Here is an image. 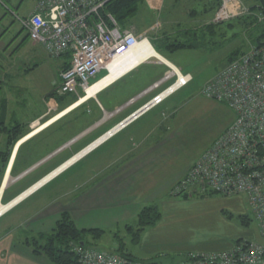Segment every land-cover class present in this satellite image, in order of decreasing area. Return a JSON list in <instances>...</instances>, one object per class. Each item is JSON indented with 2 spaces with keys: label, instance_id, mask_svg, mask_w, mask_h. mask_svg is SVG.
<instances>
[{
  "label": "crops",
  "instance_id": "crops-1",
  "mask_svg": "<svg viewBox=\"0 0 264 264\" xmlns=\"http://www.w3.org/2000/svg\"><path fill=\"white\" fill-rule=\"evenodd\" d=\"M36 7L31 0L30 14ZM217 9V0H145L127 29L137 39H147L159 56L180 70L172 59L179 51H168L164 43L185 41L189 34L203 32L213 23ZM19 12L20 0H0V206H9L0 214V264H51L33 255L26 237L52 233L64 213L80 230H105L94 248L145 264H183L192 255L227 251L240 241L256 242L250 231L254 217L245 212L242 196L185 198L171 192L160 203L141 200L140 192L154 188L155 175L166 157L163 149L170 116L163 113L154 121L146 119L156 108L87 151L170 85L166 82L152 89L171 71L167 64L150 56L78 105L87 95L83 91L57 94L70 56L52 58L27 36L32 42L29 47L42 48L48 58L27 57L32 65L24 72L13 58L6 59L3 41L7 37L9 42L18 41L15 15ZM44 66L49 74L46 70V91L40 93L43 106L30 113L25 110L27 103L19 100L23 95H37L38 86L29 79L35 80L36 71ZM103 72L94 84L110 74ZM73 171L79 177L76 185L46 192ZM151 205L159 209L161 219L138 233V216ZM228 213L240 217L242 225V219L246 220V228L234 225Z\"/></svg>",
  "mask_w": 264,
  "mask_h": 264
},
{
  "label": "built area",
  "instance_id": "built-area-1",
  "mask_svg": "<svg viewBox=\"0 0 264 264\" xmlns=\"http://www.w3.org/2000/svg\"><path fill=\"white\" fill-rule=\"evenodd\" d=\"M34 13L15 15L30 40L52 58L69 55L70 66L61 73L60 96L87 93L92 80L108 69L109 63L129 53L140 43L130 30H121L116 20L104 13L110 0H34ZM214 24L253 15L242 0H217ZM264 22V13L257 14ZM111 62V63H112ZM174 83L129 116L101 141L160 106L167 98L192 82L190 75L166 74L162 83ZM202 96L226 103L235 119L173 190L174 196L221 195L244 197L264 238V42L251 47L223 68L202 89ZM134 103L131 101L128 105ZM122 111L118 109L113 116ZM100 142V141H99ZM96 142V143H99ZM95 143V144H96ZM94 145V144H93ZM79 264H143L118 254L75 246ZM183 264H264V246L245 241L231 249L192 255Z\"/></svg>",
  "mask_w": 264,
  "mask_h": 264
},
{
  "label": "rangeland",
  "instance_id": "rangeland-1",
  "mask_svg": "<svg viewBox=\"0 0 264 264\" xmlns=\"http://www.w3.org/2000/svg\"><path fill=\"white\" fill-rule=\"evenodd\" d=\"M21 12L19 17L25 18L31 13L30 1L20 0ZM243 2L251 7L260 6V0H243ZM19 28V39L16 43L9 42L8 37L3 41L6 44V59L13 58V61L21 68L22 72L28 70L29 63L27 57L34 54L45 56L47 54L42 48L29 47L30 43L27 38V33L22 31V26L19 22L15 23ZM215 26L213 30L205 32H198V40L196 42L197 48L189 51H179L172 57L173 63L179 67L180 71L192 77V82L185 88L178 91L164 104L156 107V109L146 117L154 121L156 118H161L165 113L169 118L167 124L168 132L166 134V144L164 145V152L166 157L161 169L155 175V185L150 191L140 192L144 195L141 200L160 203L164 195H168L177 186V184L187 175L188 171L196 164L199 158L210 148L213 143L225 132V130L232 124L235 119L234 113L230 110L228 105L213 99H208L202 96V89L208 81L218 75V72L226 66L228 61L237 53L248 49L250 45H256L260 35L258 26H249L242 21H234ZM25 39V41H24ZM188 40V39H187ZM186 41V40H185ZM25 42L27 44H25ZM21 43V48L18 45ZM20 56V60L16 58ZM2 60H0V63ZM51 62V61H49ZM46 66H49L46 64ZM44 66L42 69L36 71L35 80H31L32 85L38 86L37 95H23V100L19 102L26 104V111L32 112L34 110H41L43 103L40 101V93L46 91L44 85L46 84V75ZM44 70V71H43ZM49 74V70H47ZM101 73L100 76L104 75ZM95 79V80H96ZM92 80L91 83L95 82ZM36 83V84H35ZM171 84V83H170ZM24 111V108L23 110ZM165 115V116H166ZM89 162V161H88ZM153 177V176H152ZM79 181L78 175L71 172L61 179L57 180L53 189L46 192L52 194L56 189L65 186L76 185ZM53 185V186H54ZM172 189V190H171ZM152 206V205H151ZM150 206V207H151ZM156 206V204H154ZM153 207V206H152ZM245 212L251 217L252 213L244 198ZM226 215L230 221L237 226L246 228L240 222V217L234 216L230 213ZM250 224V231L255 236L257 244L264 245V239L260 237L256 222ZM10 223H12L10 221ZM249 228L245 229L248 231ZM105 231V230H103ZM32 234L26 238L31 242ZM23 240V239H22ZM252 242V241H251ZM101 247V244L98 245ZM223 250L221 252H224ZM110 253L109 251H105Z\"/></svg>",
  "mask_w": 264,
  "mask_h": 264
},
{
  "label": "trees",
  "instance_id": "trees-1",
  "mask_svg": "<svg viewBox=\"0 0 264 264\" xmlns=\"http://www.w3.org/2000/svg\"><path fill=\"white\" fill-rule=\"evenodd\" d=\"M145 0H110L106 6L104 13L110 14L118 23L121 30H128L131 20H133L138 14L139 7ZM260 6L249 8L251 13L254 15L242 17L235 19L234 21H242L249 26H258L260 29V35L258 37L257 44L252 47L260 46L264 42V22H259L256 17L257 14L264 13V0H260ZM219 7V4H218ZM229 22V23H231ZM220 24H211L207 28H204L203 32L206 30L211 31L215 26ZM230 27L232 25L229 24ZM189 39L186 41H173L165 42L164 47L170 52H178L182 50H194L197 48L196 42L192 40H198V34L194 33L189 34ZM251 48V47H250ZM249 49L241 52H237L226 64L228 66L230 63L235 61L240 55L247 52ZM69 56V55H67ZM213 196V195H211ZM188 198V196H184ZM194 197L207 198L208 195ZM161 219V213L157 207H148L145 208L138 216V225L139 231L142 232L146 228L155 226ZM243 225H248L246 220L242 219ZM132 230V229H131ZM105 232L103 230H80L77 228L73 222L71 216L67 213H64L58 219L56 226L52 233L50 234H39L37 238H34L31 242H28V246L31 247L33 255L39 257L43 256L51 264H79L77 255L74 252L75 246H81L84 244V247L94 248L95 244L99 242ZM90 238V240L88 239ZM242 241L238 242L236 245H239ZM96 249V248H94ZM122 257L127 258L131 261H135L130 257L120 254ZM140 263V262H139ZM145 264V263H144ZM147 264V263H146Z\"/></svg>",
  "mask_w": 264,
  "mask_h": 264
},
{
  "label": "bare ground",
  "instance_id": "bare-ground-1",
  "mask_svg": "<svg viewBox=\"0 0 264 264\" xmlns=\"http://www.w3.org/2000/svg\"><path fill=\"white\" fill-rule=\"evenodd\" d=\"M155 52L156 51L154 50V48L151 46L149 42H146L143 44L140 43L137 46H135L133 49H131L129 53L124 54L121 57H118L113 62L111 61L112 63L110 62L108 65L110 74L105 79H103L101 82L95 84L93 87H90L87 90V95L78 103V105L82 104L87 99L94 97L97 92H99L101 89L109 85L112 81H114L116 78H118L122 74L132 69L134 66L139 64L142 60L147 59L150 56L158 57L157 53ZM172 71H173V74L179 73V70L177 68L172 69ZM94 146H92L90 149H92ZM55 175L56 173L53 176ZM8 208L9 206L8 207L0 206V214H2Z\"/></svg>",
  "mask_w": 264,
  "mask_h": 264
},
{
  "label": "water",
  "instance_id": "water-1",
  "mask_svg": "<svg viewBox=\"0 0 264 264\" xmlns=\"http://www.w3.org/2000/svg\"><path fill=\"white\" fill-rule=\"evenodd\" d=\"M156 53V52H155ZM157 58L160 60V61H162V62H164L165 64H167L168 65V67L170 68V69H174L175 67L172 65V64H170V63H168L165 59H163L161 56H159L158 54H157ZM81 245H84L83 243L81 244Z\"/></svg>",
  "mask_w": 264,
  "mask_h": 264
},
{
  "label": "flooded vegetation",
  "instance_id": "flooded-vegetation-1",
  "mask_svg": "<svg viewBox=\"0 0 264 264\" xmlns=\"http://www.w3.org/2000/svg\"><path fill=\"white\" fill-rule=\"evenodd\" d=\"M22 29V28H21ZM23 30V29H22ZM24 31V30H23ZM25 33H27V32H25Z\"/></svg>",
  "mask_w": 264,
  "mask_h": 264
}]
</instances>
